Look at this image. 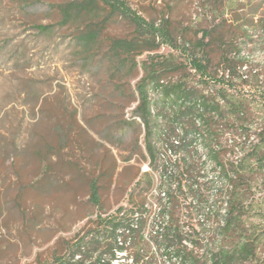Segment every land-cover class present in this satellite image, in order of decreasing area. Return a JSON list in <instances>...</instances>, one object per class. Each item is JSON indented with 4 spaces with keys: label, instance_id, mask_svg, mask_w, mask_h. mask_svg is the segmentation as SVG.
Listing matches in <instances>:
<instances>
[{
    "label": "rangeland",
    "instance_id": "1",
    "mask_svg": "<svg viewBox=\"0 0 264 264\" xmlns=\"http://www.w3.org/2000/svg\"><path fill=\"white\" fill-rule=\"evenodd\" d=\"M125 2L171 38L137 29L101 0H0V264H53L54 256L67 263L75 245L93 235L101 240L88 247L92 264L112 243L99 217L119 212L122 228H137L115 264H129L127 256L138 264H212L232 242L221 229L229 180L246 190L243 221L263 225L264 148L249 153L248 145L264 123V101L252 105L257 119L250 124L237 117L215 81L190 69L188 56L202 30L226 21L220 33L235 40L264 86V0ZM67 4L72 17L61 27L56 6ZM235 23L247 27L237 31ZM36 25L54 29L40 34ZM88 32L97 34L95 43L82 41ZM218 50L208 51L211 72ZM148 72L161 80L147 90L150 136L134 117ZM172 85L216 100L218 110L203 112L197 97L165 100L162 86ZM234 92L254 100L243 83ZM56 124L67 135L62 143ZM41 146L49 149L38 158Z\"/></svg>",
    "mask_w": 264,
    "mask_h": 264
},
{
    "label": "trees",
    "instance_id": "2",
    "mask_svg": "<svg viewBox=\"0 0 264 264\" xmlns=\"http://www.w3.org/2000/svg\"><path fill=\"white\" fill-rule=\"evenodd\" d=\"M106 6H108L111 14H119L122 17L131 21L137 29L149 28L151 32L158 33L161 37L170 39L171 32L167 30L156 29L155 24L147 23L141 16L136 13H132L129 10L128 5L125 0H101ZM61 14V21L59 26H65L70 22L72 17L73 5H59L56 6ZM79 8L78 10H81ZM262 27H264V21L260 22ZM237 31H240L242 27H247L246 24L241 25L240 23H235L231 25ZM227 22L221 21L216 25H213L210 29H204L201 32V37L197 40L195 46L193 47L196 51L193 56H188L189 67L191 70L198 74L201 78H208L209 80L215 81L218 85L219 96L225 99V103L232 109L233 113L238 117L242 116L248 119L249 124L256 120L254 116V111L252 105L255 103L264 101V86L260 85V74L256 71L255 67L250 65L247 66V61L241 56V50L237 49V44L235 40H225V35L220 33L227 28ZM53 26L36 25L35 30L40 34H46L53 31ZM84 43L96 42L97 34L95 32H88L82 37ZM217 48L219 53V66L211 72L210 69V59L211 56L208 53L209 49ZM155 73L148 72L147 75L138 84V94L140 97V103L134 111V117L142 122L144 125L147 135L150 136V126L149 122L152 117V109L147 97V90L150 85L154 87L160 86V79L154 77ZM239 84L247 85L251 90L250 99L253 101L241 100L237 97L234 92L230 95L229 90L234 91V86ZM264 84V82H263ZM164 88V89H163ZM164 92L165 100L173 101L175 99H180L185 102L187 99H193L197 97L192 91L183 90L180 85H172L169 87L162 86ZM194 105L199 107L203 112L208 110H218V102L215 100H208L204 97H197L194 100ZM204 124L208 125L207 120L203 121ZM55 130L53 132L58 134L56 138L59 143L66 140L67 135H62L58 132V124L54 125ZM258 132L256 134V143H249L248 152L252 153L261 148H264V123L258 125ZM243 134L247 131H242ZM65 134V133H64ZM249 142V141H248ZM177 145V143H176ZM175 145V146H176ZM49 147L54 148L55 146L50 144ZM49 147L41 146L35 151V156L40 157L44 155L43 153L48 151ZM51 148V149H52ZM146 149L153 161H155L154 151L150 143L146 144ZM44 164H48L50 159L43 161ZM46 167V166H45ZM240 180H229V193L228 202L226 210V219L222 224V230L227 236L232 240L231 245L228 249L219 251L212 257V264H264V216H261L262 224L255 226L252 223H245L244 210L248 208L246 202L243 200V196L246 193L244 187L240 186ZM91 190V201L94 205H98V189L95 183L90 185ZM260 205L264 207V194L259 196ZM258 201V200H257ZM255 203V202H254ZM251 204V203H250ZM123 212H119L116 218H105L99 217L101 222L110 225L109 231V241L111 245L101 252L97 257H95V262L92 264H115L114 261L117 259L118 254H123L126 257V251L128 246L131 244V234L137 228L135 225L125 229L122 228L124 224ZM113 220V221H112ZM175 237V236H173ZM123 238V240L121 239ZM101 238H95L90 235V242L88 245L85 241L81 240L75 245V251L71 256L70 262H64L59 256H54L53 264H86V257L88 253V247L92 244H98ZM109 258L105 262L106 255ZM129 264H138V259L129 258ZM91 264V263H90Z\"/></svg>",
    "mask_w": 264,
    "mask_h": 264
},
{
    "label": "built area",
    "instance_id": "3",
    "mask_svg": "<svg viewBox=\"0 0 264 264\" xmlns=\"http://www.w3.org/2000/svg\"><path fill=\"white\" fill-rule=\"evenodd\" d=\"M158 176H159V173H158ZM161 176H163V178L167 177V176H166V173L163 172V170H162ZM159 179H160V178H159Z\"/></svg>",
    "mask_w": 264,
    "mask_h": 264
}]
</instances>
